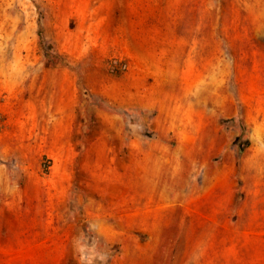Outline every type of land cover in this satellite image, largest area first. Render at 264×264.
<instances>
[{
	"label": "rangeland",
	"instance_id": "1",
	"mask_svg": "<svg viewBox=\"0 0 264 264\" xmlns=\"http://www.w3.org/2000/svg\"><path fill=\"white\" fill-rule=\"evenodd\" d=\"M0 264H264V0H0Z\"/></svg>",
	"mask_w": 264,
	"mask_h": 264
},
{
	"label": "trees",
	"instance_id": "2",
	"mask_svg": "<svg viewBox=\"0 0 264 264\" xmlns=\"http://www.w3.org/2000/svg\"><path fill=\"white\" fill-rule=\"evenodd\" d=\"M47 49L52 50L51 46H47ZM47 58H50V56L46 55Z\"/></svg>",
	"mask_w": 264,
	"mask_h": 264
}]
</instances>
